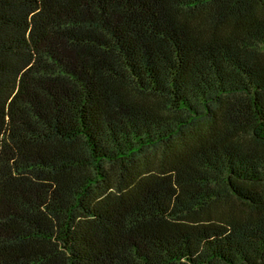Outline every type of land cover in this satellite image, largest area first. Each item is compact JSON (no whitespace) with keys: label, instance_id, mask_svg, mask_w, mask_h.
Here are the masks:
<instances>
[{"label":"trees","instance_id":"16d2710c","mask_svg":"<svg viewBox=\"0 0 264 264\" xmlns=\"http://www.w3.org/2000/svg\"><path fill=\"white\" fill-rule=\"evenodd\" d=\"M0 264H264V0H0Z\"/></svg>","mask_w":264,"mask_h":264}]
</instances>
